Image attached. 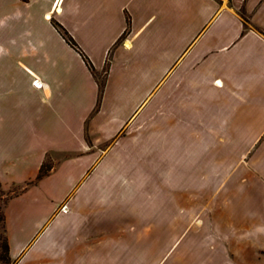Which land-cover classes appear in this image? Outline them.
I'll list each match as a JSON object with an SVG mask.
<instances>
[{"label":"crops","instance_id":"0c3cea01","mask_svg":"<svg viewBox=\"0 0 264 264\" xmlns=\"http://www.w3.org/2000/svg\"><path fill=\"white\" fill-rule=\"evenodd\" d=\"M263 33L264 0H0L14 263L264 264ZM147 123L160 195L127 163Z\"/></svg>","mask_w":264,"mask_h":264},{"label":"rangeland","instance_id":"374dc122","mask_svg":"<svg viewBox=\"0 0 264 264\" xmlns=\"http://www.w3.org/2000/svg\"><path fill=\"white\" fill-rule=\"evenodd\" d=\"M96 75V74H95ZM97 80L102 82L105 78V74H97ZM157 129V130H156ZM164 125L154 126L150 125L149 123L144 125L143 128V138L141 140L140 146L141 147V154L135 156L127 157V163H141L143 166V170L141 172L142 181L145 182L149 187L147 188V192L149 194L150 190L158 191V195L162 192V188H155L153 187L155 181L162 183L165 179V168L164 165L165 161V139H164ZM155 131H157V135L159 138H151ZM163 133V134H162ZM163 136V137H162ZM154 137V136H153ZM53 163L50 157L46 158L45 163L43 164V170L45 174H48L51 170ZM151 165H158L159 170L156 172L152 170ZM130 174V173H128ZM43 175V176H44ZM157 176V177H156ZM164 185V183H163ZM152 186V187H150ZM22 190L20 186H13L10 188H4L0 183V236H3V209L9 198L16 195ZM164 191V188H163ZM144 210V209H143ZM148 210V209H147Z\"/></svg>","mask_w":264,"mask_h":264},{"label":"trees","instance_id":"16d2710c","mask_svg":"<svg viewBox=\"0 0 264 264\" xmlns=\"http://www.w3.org/2000/svg\"><path fill=\"white\" fill-rule=\"evenodd\" d=\"M53 26L60 33V35L63 37L66 43L70 45L73 49H75L83 57L89 69L91 71H94L93 66L89 63L85 55L81 52V50L79 49L77 44L73 41V39L69 36V34L64 29H61L55 23H53ZM126 33H127V30L124 32L123 37L126 35ZM103 84H104V80L100 82L101 87L103 86ZM44 174H45V171L43 170V166H42L39 172L38 178L42 177ZM3 234H4L3 236H0V264H15L9 254V244H8L7 237L5 235L4 217H3Z\"/></svg>","mask_w":264,"mask_h":264},{"label":"built area","instance_id":"2783aa9c","mask_svg":"<svg viewBox=\"0 0 264 264\" xmlns=\"http://www.w3.org/2000/svg\"><path fill=\"white\" fill-rule=\"evenodd\" d=\"M66 209V207L64 206V207H62V210L64 211Z\"/></svg>","mask_w":264,"mask_h":264},{"label":"bare ground","instance_id":"6f19581e","mask_svg":"<svg viewBox=\"0 0 264 264\" xmlns=\"http://www.w3.org/2000/svg\"><path fill=\"white\" fill-rule=\"evenodd\" d=\"M49 17H47V19H48Z\"/></svg>","mask_w":264,"mask_h":264}]
</instances>
